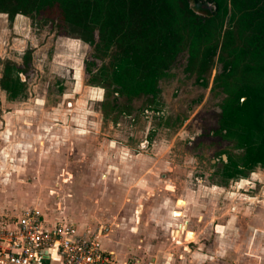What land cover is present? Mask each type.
<instances>
[{"label": "rangeland", "instance_id": "rangeland-1", "mask_svg": "<svg viewBox=\"0 0 264 264\" xmlns=\"http://www.w3.org/2000/svg\"><path fill=\"white\" fill-rule=\"evenodd\" d=\"M192 5L197 7L194 0ZM229 8L218 16L215 9H200L214 18L210 34L205 38L202 31L193 53L188 45L181 50L156 97L121 95L92 82L85 72L90 46L28 16L22 31L35 46L27 89L43 101L49 119L31 131L42 132L44 165L56 167H10L11 182L2 192L11 207L37 206L47 218L76 222L73 215L84 216L93 227L111 225L140 236L150 231L155 244L181 250L167 231L174 226V203L202 195L214 203L203 221L195 216L199 236L188 256L210 248L231 264H264V167L226 184L220 174L229 158L243 154L218 130L233 78L249 64L250 75L264 79V54L253 52L259 49L255 25H243V13ZM230 29L234 43L247 48L235 67L224 45ZM215 44L216 53L203 52ZM221 225L228 227L224 235L215 231Z\"/></svg>", "mask_w": 264, "mask_h": 264}, {"label": "trees", "instance_id": "trees-1", "mask_svg": "<svg viewBox=\"0 0 264 264\" xmlns=\"http://www.w3.org/2000/svg\"><path fill=\"white\" fill-rule=\"evenodd\" d=\"M194 2L199 9L192 5V0H0V12L6 13L11 22L17 14H23L49 25L56 34L85 41L90 46L85 72L97 85L112 86L121 95L156 97L160 79L181 50L188 45L193 53L202 31L205 38L210 34L209 25L214 18L200 9H215L218 16L221 12L227 14L231 5L233 10L242 12L243 25L256 28L253 38L257 39L259 49L255 47L253 52L264 54V0ZM234 41L230 29L224 45L233 55V67L247 51ZM217 48V44L207 46L203 52L216 53ZM33 52L34 48L28 46L21 62L0 59V86L11 100L28 95L27 79L34 70ZM252 68L246 65L245 73L233 78L230 93L221 106L219 132L234 138L243 149L240 160L229 158L223 164L220 174L225 184L264 167V79L252 77Z\"/></svg>", "mask_w": 264, "mask_h": 264}, {"label": "crops", "instance_id": "crops-1", "mask_svg": "<svg viewBox=\"0 0 264 264\" xmlns=\"http://www.w3.org/2000/svg\"><path fill=\"white\" fill-rule=\"evenodd\" d=\"M27 22L28 16L26 15L17 14L11 22L6 13L0 12V59L8 58L21 62V56L25 49L29 45L34 48L33 39H28L22 31ZM1 70L2 64H0V78ZM21 76L23 80L26 79L24 74ZM29 118L33 123L28 122ZM48 120L44 116V106L41 99H33L28 93L26 98L11 100L8 98L6 91L0 86V219L2 221L15 219L23 208H12L6 194L2 192V189L9 186L11 182L10 167H56L55 164L44 165V138L42 132L33 133L31 131L32 124L40 129L41 125ZM33 158H35V161H33ZM193 198H180L177 200V205L174 203L176 207L172 211V221H170L174 226L167 229L171 237L181 244V250L176 246L168 247L163 244L164 242L155 244L153 239L155 235L150 231L145 236H140L139 233L129 231L126 228L111 225L105 227L104 224L98 226L105 228L104 234L100 236L102 247L113 253L117 264H231L232 262L227 259H216V256H212L210 252L213 249L210 248H207L205 252L194 250L192 258L188 256V253L192 251L190 242H196V238L199 236L198 227L193 225L196 219L195 216L199 217V221H203L205 216L207 217V208L214 203L205 200L202 195ZM176 210L182 211L184 216L174 215ZM43 214L45 215L44 212ZM73 217L78 221H69L74 222L79 228L82 229L88 225L93 227L92 223L94 222L87 219V217L75 215ZM48 218L46 217L50 222L68 221L67 219L54 217ZM186 220H188L186 229L182 227L179 231L174 232L178 224ZM212 220L214 219L212 218ZM227 229V226L221 225L216 227L215 231L219 235H224ZM187 235L191 238L187 239ZM220 246L224 247L223 245ZM199 248L201 249V246ZM223 249L225 252V248ZM177 252L181 253L179 255L180 260L177 259Z\"/></svg>", "mask_w": 264, "mask_h": 264}, {"label": "built area", "instance_id": "built-area-1", "mask_svg": "<svg viewBox=\"0 0 264 264\" xmlns=\"http://www.w3.org/2000/svg\"><path fill=\"white\" fill-rule=\"evenodd\" d=\"M105 228L50 222L36 206L13 220L0 219V264H117L100 236Z\"/></svg>", "mask_w": 264, "mask_h": 264}, {"label": "water", "instance_id": "water-1", "mask_svg": "<svg viewBox=\"0 0 264 264\" xmlns=\"http://www.w3.org/2000/svg\"><path fill=\"white\" fill-rule=\"evenodd\" d=\"M175 212H176V211H174V215H176ZM177 216H184V215H183L182 211H180V215H177ZM187 224H188V220H186L184 223H180V224H178L177 228L174 229V232H175V231H176V232L179 231L182 227H183V229H186ZM188 231H189V230H188ZM189 232H192V231H189ZM186 238L189 239V238H191V236H188V235H187Z\"/></svg>", "mask_w": 264, "mask_h": 264}, {"label": "bare ground", "instance_id": "bare-ground-1", "mask_svg": "<svg viewBox=\"0 0 264 264\" xmlns=\"http://www.w3.org/2000/svg\"><path fill=\"white\" fill-rule=\"evenodd\" d=\"M179 212H180V210H176V212H175V213H176V215H177V214H178V215H180V213H179ZM183 223H184V222H183ZM175 232H176V231H175Z\"/></svg>", "mask_w": 264, "mask_h": 264}, {"label": "flooded vegetation", "instance_id": "flooded-vegetation-1", "mask_svg": "<svg viewBox=\"0 0 264 264\" xmlns=\"http://www.w3.org/2000/svg\"><path fill=\"white\" fill-rule=\"evenodd\" d=\"M208 12V11H207Z\"/></svg>", "mask_w": 264, "mask_h": 264}]
</instances>
